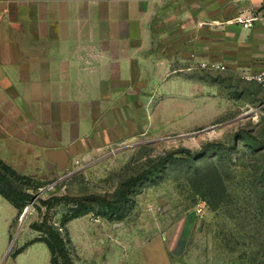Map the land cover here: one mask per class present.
I'll return each instance as SVG.
<instances>
[{
  "label": "crops",
  "instance_id": "0c3cea01",
  "mask_svg": "<svg viewBox=\"0 0 264 264\" xmlns=\"http://www.w3.org/2000/svg\"><path fill=\"white\" fill-rule=\"evenodd\" d=\"M250 13L264 0H0V160L63 174L134 138L152 102L193 111L198 64L259 70L264 32L233 21Z\"/></svg>",
  "mask_w": 264,
  "mask_h": 264
},
{
  "label": "rangeland",
  "instance_id": "374dc122",
  "mask_svg": "<svg viewBox=\"0 0 264 264\" xmlns=\"http://www.w3.org/2000/svg\"><path fill=\"white\" fill-rule=\"evenodd\" d=\"M222 72L196 77L199 107L193 111L180 108L175 115L171 104L155 110L152 102L145 129L129 141L92 151L66 173L25 177L30 186L21 188L34 199L23 212L0 196V264L5 255L4 264H52L38 241L46 212L40 200L51 197L81 199L60 201L49 213L74 264H100L92 257L130 264H264V144L248 137L264 141V92L241 75ZM170 154L118 208L90 199L118 200L132 178Z\"/></svg>",
  "mask_w": 264,
  "mask_h": 264
},
{
  "label": "trees",
  "instance_id": "16d2710c",
  "mask_svg": "<svg viewBox=\"0 0 264 264\" xmlns=\"http://www.w3.org/2000/svg\"><path fill=\"white\" fill-rule=\"evenodd\" d=\"M248 137L257 144H264V141H259L250 135ZM212 145L213 144L206 145L202 149L201 153L196 156V158L205 156V150ZM180 153L186 154L189 158H192L191 152L188 150H181ZM171 156L173 155H166V157H164L161 162L155 165L150 171H146L145 173L140 174L138 177L132 178L125 186V189L119 196L118 200L114 202H109L104 198L96 196L90 197V199L100 200L109 208H118L122 205L124 196L127 191L138 180L143 179L147 174H150L159 166L163 165L168 158H171ZM30 183L31 182L29 179L19 175L14 169H12L10 166L6 165L3 161L0 160V196L6 201H8L10 204H12L13 207L20 210V212H23V209L26 207L27 203L34 199V196L30 195L28 192L24 191L21 188L23 185L30 186ZM60 201L77 203L80 202L81 199H69L67 197H51L47 200H40L41 204L46 207V212L43 221L39 227V231L43 233V237H41L38 241L44 243L48 248L51 255L52 264H58L60 260L62 261V264H74L66 249V245L62 238V235L49 223V213Z\"/></svg>",
  "mask_w": 264,
  "mask_h": 264
},
{
  "label": "built area",
  "instance_id": "2783aa9c",
  "mask_svg": "<svg viewBox=\"0 0 264 264\" xmlns=\"http://www.w3.org/2000/svg\"><path fill=\"white\" fill-rule=\"evenodd\" d=\"M233 21L246 30H251L254 26L258 25L264 32V16L261 13H250V15L247 17H243L240 15ZM223 69L224 68L222 65L215 62L200 63L196 66V70L206 72H217ZM241 76L247 82L257 83L260 86L261 90L264 92V58L257 72L243 71Z\"/></svg>",
  "mask_w": 264,
  "mask_h": 264
},
{
  "label": "water",
  "instance_id": "95a60500",
  "mask_svg": "<svg viewBox=\"0 0 264 264\" xmlns=\"http://www.w3.org/2000/svg\"><path fill=\"white\" fill-rule=\"evenodd\" d=\"M28 210H29V209H26V210L24 211V213H23V215H22V218H21V221H23V220L26 218V216H27V213H28ZM7 256H8V255H5V256H4V258H3V261H2V263H1V264H4V263H6Z\"/></svg>",
  "mask_w": 264,
  "mask_h": 264
}]
</instances>
